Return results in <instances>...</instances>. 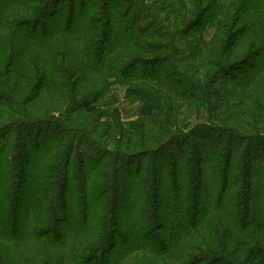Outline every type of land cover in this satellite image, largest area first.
I'll list each match as a JSON object with an SVG mask.
<instances>
[{"label":"trees","instance_id":"obj_1","mask_svg":"<svg viewBox=\"0 0 264 264\" xmlns=\"http://www.w3.org/2000/svg\"><path fill=\"white\" fill-rule=\"evenodd\" d=\"M173 1L164 20L137 0H0V264H264V0L229 2L207 43L187 34L215 1ZM202 66L232 81L236 128ZM115 85L138 119L103 111L101 141L17 113L44 86L93 113ZM186 105L207 122L178 128Z\"/></svg>","mask_w":264,"mask_h":264},{"label":"rangeland","instance_id":"obj_2","mask_svg":"<svg viewBox=\"0 0 264 264\" xmlns=\"http://www.w3.org/2000/svg\"><path fill=\"white\" fill-rule=\"evenodd\" d=\"M136 1V0H134ZM138 5L141 7H151L160 11V17L164 20H170L174 18L172 12L169 11L173 0H137ZM212 0H209L211 3ZM215 3L208 8L207 13L202 17L200 23L190 30L187 34L188 37L194 36L200 41L207 43L214 32V24L216 19H219L227 7V4L232 0H214ZM177 11H179L177 5L175 6ZM101 19L102 17H97ZM98 25V24H97ZM258 63V59L255 61ZM205 65V63L203 64ZM192 79L198 83L199 81H205L208 90L213 93L215 96L216 92H219L218 96L222 97L225 95L226 101H218L212 97L213 110L210 115L214 117L218 114H222L221 120L225 121V116L229 115L230 111H223L232 108L231 103H236V97L228 95L229 91L232 90V83L227 77H220L217 73H213L211 69H204V67H196L192 73ZM47 90V92H46ZM111 91L108 94L107 100L100 101L98 109L96 112H71L69 111L66 101H61L58 97L52 95L54 92H49L48 89L44 86L37 97L30 101L24 109H18L17 113L23 116L20 119L28 122H37V124L44 123L47 124L51 121H56V125L60 128H85L87 130H92L93 137L96 140L101 141V128L103 123L106 122L107 117H104L103 111L107 114H113L114 112L120 113L121 122L124 125L137 121L138 119V108L140 107L137 101H128L126 97V87L115 85L111 87ZM227 93V94H226ZM233 95V94H232ZM110 100V101H109ZM111 103V104H109ZM227 104V105H225ZM218 105H225L223 109H220ZM243 109L246 106H243ZM181 113L178 115L179 122L178 128L193 127L195 125L206 123L208 120V112L205 110L196 111L194 107H188V105L182 107ZM235 114L238 115V111L235 110ZM226 123H221L229 128H236L233 122L225 121ZM246 122L237 123L239 128L244 126ZM44 124V125H45ZM41 126V125H36ZM75 163V157L71 164V170L73 169V164ZM258 189V188H256ZM69 190L71 191V184H69ZM68 190V192H69ZM255 190V189H254ZM262 192V191H261ZM67 204L70 205L69 193L66 195ZM259 202V206H260ZM257 206V207H259ZM259 210V208H258ZM228 264H247L243 253H237L235 256L227 260ZM223 263V264H227Z\"/></svg>","mask_w":264,"mask_h":264}]
</instances>
